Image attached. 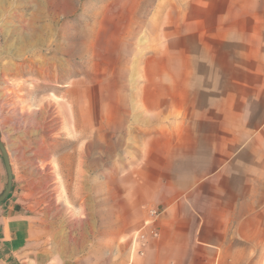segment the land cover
Wrapping results in <instances>:
<instances>
[{"label": "crops", "instance_id": "1", "mask_svg": "<svg viewBox=\"0 0 264 264\" xmlns=\"http://www.w3.org/2000/svg\"><path fill=\"white\" fill-rule=\"evenodd\" d=\"M145 18L157 32L146 35L136 62L142 74L113 75L82 98L96 126L81 146L78 175L89 196L82 225L102 228L86 239L98 243L95 253L43 248L46 233L19 195L16 164L31 150L46 161L40 146L53 140L64 144L65 161L72 158V87L65 84L57 103L51 92L8 93L0 75V132L14 175L0 203V264L264 259V0H169ZM7 180L0 150V194ZM151 210L161 213L142 246L131 236Z\"/></svg>", "mask_w": 264, "mask_h": 264}, {"label": "rangeland", "instance_id": "2", "mask_svg": "<svg viewBox=\"0 0 264 264\" xmlns=\"http://www.w3.org/2000/svg\"><path fill=\"white\" fill-rule=\"evenodd\" d=\"M168 1L0 0V75L9 82L6 91L23 96L28 91L36 96L51 92L59 103L65 84L73 90L72 158L65 161L63 143L46 140L40 146L46 161H37L38 154L31 150L25 162L16 164L21 200L46 233L43 248L70 256L95 253L98 243L86 239H96L102 228L82 225L89 196L81 194L86 179L78 175L81 146L86 149L96 126L90 125L82 98L96 93L113 75L142 74L136 62L147 51L146 35L157 32L155 26H146L145 17L159 16ZM97 183L94 178L88 185ZM145 229L144 224L131 238L139 242Z\"/></svg>", "mask_w": 264, "mask_h": 264}, {"label": "water", "instance_id": "3", "mask_svg": "<svg viewBox=\"0 0 264 264\" xmlns=\"http://www.w3.org/2000/svg\"><path fill=\"white\" fill-rule=\"evenodd\" d=\"M0 150L2 153V157L4 159V163H5L7 175H8L7 183L4 187L3 192L0 194V203H1L10 194V192L12 190V186H13V181H14V175H13V169H12V165H11V161H10V155L8 153V150L6 148L4 141L2 140L1 132H0Z\"/></svg>", "mask_w": 264, "mask_h": 264}, {"label": "built area", "instance_id": "4", "mask_svg": "<svg viewBox=\"0 0 264 264\" xmlns=\"http://www.w3.org/2000/svg\"><path fill=\"white\" fill-rule=\"evenodd\" d=\"M160 213H161L160 211L151 210L149 213L150 217L145 222V227L147 228V227L152 226L155 223V220L157 219V217L160 215ZM151 235L153 237H157L158 232L156 230L152 229ZM140 238H141V240L139 241V243L143 246L146 243V239H147L146 233L141 234ZM140 251H141V253H143L142 248L140 249Z\"/></svg>", "mask_w": 264, "mask_h": 264}]
</instances>
